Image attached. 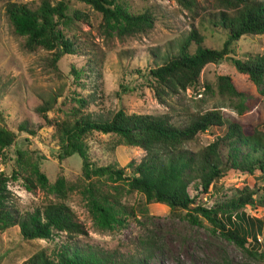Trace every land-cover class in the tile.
I'll list each match as a JSON object with an SVG mask.
<instances>
[{"label": "rangeland", "instance_id": "1", "mask_svg": "<svg viewBox=\"0 0 264 264\" xmlns=\"http://www.w3.org/2000/svg\"><path fill=\"white\" fill-rule=\"evenodd\" d=\"M5 1L0 0V125L15 131L16 138L0 155V173L7 177L6 186L19 211L63 202L86 233L67 235L53 230L48 238L24 239L17 226L0 228V264H21L40 250L50 253L66 242L116 250L125 256L138 254L144 246L152 245L153 254L145 264H264V232L257 236L256 255H251L219 234L206 219L193 224L184 216V209L171 210L156 201L146 203L144 195L131 190L126 180L106 174L85 177L77 153L64 156L59 162L54 127L35 109L55 96L46 111L51 121L78 111L109 117L123 109L128 113L165 115L176 125L218 109L227 122L236 120L247 129L257 127L264 132V78L254 83L230 60L243 59L249 53L264 54V34L240 37L227 58L218 63L209 62L202 68L195 85L171 93L160 91L157 95L150 74L155 59L161 62L163 53L175 51L191 29L203 35L204 46L221 47L226 32L210 23L223 10L215 0H195L196 5L191 9L177 0H116L131 13L147 10L153 16V27L147 32L121 37L112 29L105 30L101 13L84 1L65 0L68 14L78 9L86 16L64 28L74 41V52L63 54L56 66L50 64V51L42 47L24 48V37L13 32L5 14ZM190 48L194 49L193 43ZM218 75L230 76L235 86L253 99L243 113L236 109V96L219 92ZM23 121L35 133L19 130L18 124ZM223 128L209 127L182 147L198 151L222 133ZM85 141L93 166L123 167L125 176L131 174L128 164L138 162L144 154L140 147L121 143L114 133L93 131ZM245 148L242 144L239 152L243 153ZM17 151L22 152L21 160ZM34 166L44 174V183L38 179ZM60 175L65 177V195L52 188ZM247 185L254 189V199L264 194V180L260 177L229 171L214 182L204 205L238 196ZM94 202L109 204L116 217L124 220L101 226ZM242 209L264 222V205L246 204L239 210Z\"/></svg>", "mask_w": 264, "mask_h": 264}, {"label": "trees", "instance_id": "2", "mask_svg": "<svg viewBox=\"0 0 264 264\" xmlns=\"http://www.w3.org/2000/svg\"><path fill=\"white\" fill-rule=\"evenodd\" d=\"M82 1L101 13L105 30L112 29L120 37L144 33L153 27V16L147 10L131 13L116 3V0ZM177 1L188 9L196 5L195 0ZM215 2L223 10H219L210 23L226 32L221 47L204 46L203 35L196 29H191L177 44L175 51L163 53L161 62L155 59L150 74L154 79L157 95L160 91L171 93L195 85L202 68L209 62L218 63L227 58L233 50V44L240 37L264 34V0ZM67 9L65 0H38L37 3L33 0H7L4 4L13 32L24 37V48L32 50L42 47L50 51L49 61L52 66H56L63 54L74 52V41L65 33L64 28L73 25L75 19L86 16L85 12L78 9L68 14ZM192 43L193 50L190 48ZM230 60L239 72L247 74L254 83L264 78V54L249 53L243 59ZM72 71L77 73L78 70L72 68ZM217 86L220 93L238 98L236 109L240 114L253 103L248 92L239 90L228 75H218ZM55 99V96L50 97L35 109L45 122L54 127L59 162L64 156L77 153L81 157L85 177L106 174L111 178L126 180L131 190L144 195L146 203L156 201L166 204L171 210L184 209V216L193 224H200L201 219H206L219 234L251 255H256L259 248L257 236L264 232V222L239 209L246 204L264 205V194L254 199L255 191L247 185L245 191H241L238 196L215 201L211 205H204V198L212 191L214 182L229 171H239L264 180L262 129H247L246 125L236 120L227 122L218 109L197 114L184 125L170 122L165 115L128 113L123 109H118L109 117L78 111L63 119L51 121L46 111ZM79 100L84 102L83 99ZM215 126H224L222 133L198 151L182 147L183 143L192 140L197 133ZM18 129L35 133L26 121L19 123ZM93 131L114 133L121 143L144 150L138 162L128 164L131 167L130 175H124L123 167L92 165L88 159L85 139ZM15 138V131L0 125V155L14 143ZM242 144L246 147L243 153L239 152ZM17 153L21 160L22 152ZM34 171L44 183V174L35 166ZM6 181L7 177L0 173V228L17 226L24 239L48 238L53 230L64 231L67 235L86 233L83 225L63 202L48 203L42 209L37 207L31 211H19L14 205ZM52 188L65 195V177L60 175ZM108 205L94 202L97 221L103 227L110 226L111 222L124 220V217H116L113 207ZM152 254V245L144 246L138 254L125 256L116 250L66 242L50 253L40 250L21 264H145Z\"/></svg>", "mask_w": 264, "mask_h": 264}]
</instances>
